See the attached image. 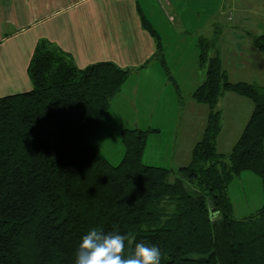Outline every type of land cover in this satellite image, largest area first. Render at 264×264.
Wrapping results in <instances>:
<instances>
[{
  "label": "trees",
  "instance_id": "1",
  "mask_svg": "<svg viewBox=\"0 0 264 264\" xmlns=\"http://www.w3.org/2000/svg\"><path fill=\"white\" fill-rule=\"evenodd\" d=\"M139 13L167 72L162 39ZM215 41L195 42L206 71L191 99L207 117L190 162L173 170L142 161L153 128L122 129L116 164L90 141L133 69H79L70 54L38 41L27 68L32 89L0 98V264H75L92 228L157 246L160 264H264V203L236 219L229 194L242 173L264 179V86L229 81ZM252 44L264 52V34ZM227 92L252 110L225 155L216 147L217 106Z\"/></svg>",
  "mask_w": 264,
  "mask_h": 264
},
{
  "label": "crops",
  "instance_id": "2",
  "mask_svg": "<svg viewBox=\"0 0 264 264\" xmlns=\"http://www.w3.org/2000/svg\"><path fill=\"white\" fill-rule=\"evenodd\" d=\"M155 1L160 5L166 26H153V19L157 16ZM236 1L222 0L220 5L219 3L213 5V11L217 14L220 6L221 8L230 6ZM183 4L184 8L179 9L181 5L176 0H0V98L32 89L27 77V68L34 47L41 40H46L62 52L70 54L73 63L79 69L101 62H113L120 68L133 69L114 100L117 106L112 107V101L103 125L105 122L107 124L113 122L116 114L123 113L119 101L125 90L129 94H135L140 90L144 95L140 103L144 115L148 116L154 111L161 112L160 121L164 119L169 122L154 127L150 123L152 120H148L144 129L138 125L132 127L128 121V124L115 128L119 133L126 128L157 130L148 137L142 161L146 165L172 170L184 167L190 162L192 147L201 138L207 108L192 101V93L186 99L179 97L177 85L173 88L167 84L170 78L174 81L175 78L191 77V67L183 55L184 42H181V38L186 36L189 30L190 34L194 30L188 29L183 23L182 12L190 7L188 2L184 1ZM139 9L162 39L167 72L159 59H153L156 51L155 40L141 26ZM150 9L154 12L148 13ZM172 13L176 14L175 17ZM246 19L247 15L242 17L238 15L237 19L234 18V30L240 22L244 24ZM253 19L260 20L256 15ZM170 35L179 37L178 49L173 56L178 59L175 62H172L173 59L167 52ZM256 35L262 34L258 32ZM197 39L196 36L192 37L194 44ZM196 49L197 58L199 51ZM235 51L237 54L241 51L238 45ZM141 66L143 67L139 69ZM135 75V81H132ZM153 89L160 94L155 100L149 96L150 90ZM228 100L231 102L226 101L238 112V116L232 122L233 127L229 125L227 127L224 124V114L218 109L222 116V129L218 140L220 135H228L232 128L233 134L239 138L252 110L250 100L239 96H230ZM112 126H115V123ZM164 128L170 130L166 136L162 133ZM225 130L227 133H224ZM101 131L103 133V130ZM99 135L96 136L97 141L102 144L104 141ZM163 144H167V147ZM95 146L100 150L97 145ZM174 164L177 168H173ZM241 177L249 180L251 184L255 181L246 173L241 174L238 179ZM255 183L257 184V180ZM258 184L263 190L264 179Z\"/></svg>",
  "mask_w": 264,
  "mask_h": 264
},
{
  "label": "rangeland",
  "instance_id": "3",
  "mask_svg": "<svg viewBox=\"0 0 264 264\" xmlns=\"http://www.w3.org/2000/svg\"><path fill=\"white\" fill-rule=\"evenodd\" d=\"M184 1L188 2L190 7H188L185 12H182L183 23L188 29L192 28V30H194L191 34L189 33V30L188 34L181 38V42H184L182 46L184 48L183 55L186 58L188 65L191 67V77L175 78L174 81L169 80L167 81L168 86L170 84L174 88L176 84V90L179 92V97L182 96L186 99L190 96L195 87L203 83L206 69H204V66L201 67L199 65L198 58H196L197 46L192 41L193 36H196L197 38H201V36L208 39H212L213 37L215 38V46L218 49L219 56L221 57V66L226 72L227 79H229V81H241L245 83H254L258 86H264V52H260L259 50L257 51L252 44L253 39L259 36L256 35L258 32L259 34H264V0H237L233 3L234 6H223L222 8L220 6L217 14L213 11V5H217L218 3L220 5L222 0H176V2H179L181 5L179 9L184 8ZM155 3V14L157 16L153 19V26H166L167 24L165 23L160 5L156 1ZM153 12L154 11L151 9L148 10V13ZM172 14L175 17L176 14ZM238 15L241 17L247 15V19L244 24L240 22V25L234 30V18L237 19ZM255 15L260 18V20L253 19ZM171 19L172 18H170V20ZM168 42H170V45L167 52L169 53L170 58L172 57V62H175L178 59L176 57L173 58V56L175 55V51L178 49L177 46L179 43V37L171 36ZM237 45L241 49L238 54L235 51V47ZM136 75L132 81H135ZM136 84L137 83H135V86ZM158 84L159 82L157 85ZM232 94L227 92L225 96L222 95L218 100L219 105L217 106V108L224 114V124L227 127L228 125L233 127L232 122L236 120L235 118L238 116V112L227 102H231L228 100L230 96H238ZM159 95L160 94L156 89L150 90L149 92V96L152 100L158 98ZM116 96L112 100V107L117 106L114 101ZM121 96L122 97L120 98L122 99H120L121 101L119 102L122 104L120 106L124 114H116L113 122L108 124L105 122L103 127L101 126L100 130H103V133H100L99 136L104 141L102 144L98 143L97 137L90 140L92 143L97 145L104 154H106L112 164H116L124 154L123 147L118 138L119 130L115 127H122L130 122L129 124L132 127H137L138 125V127L140 126L145 129L146 123L149 122L148 120H152L150 123H152V126L154 127L160 126V124L164 122H169V120L166 121L164 119L160 121L159 117L161 112L159 113L154 111L148 116L144 115L141 110L142 108L140 107V103L144 99V95L140 90L135 94H129L125 90ZM113 123H115V126H112ZM169 131V128H164L162 133L166 136V133ZM233 132L234 128H232L231 131H228V135H220L221 137L219 140L217 139L216 143L217 152L225 155L229 153L232 145L238 139ZM224 133H227V130H225ZM163 145L167 147V144ZM173 168H177V165L174 164ZM246 174L250 175L253 180H255L253 184H251L249 180H245L241 177L240 179H234L230 187V200L233 203V214L236 219H243L244 217L253 215L254 212L264 203V186L262 190V186L258 184L261 179L249 173ZM256 180L257 184L255 183Z\"/></svg>",
  "mask_w": 264,
  "mask_h": 264
},
{
  "label": "clouds",
  "instance_id": "4",
  "mask_svg": "<svg viewBox=\"0 0 264 264\" xmlns=\"http://www.w3.org/2000/svg\"><path fill=\"white\" fill-rule=\"evenodd\" d=\"M75 255V264H160L161 260L157 246L101 228H92L81 238Z\"/></svg>",
  "mask_w": 264,
  "mask_h": 264
}]
</instances>
